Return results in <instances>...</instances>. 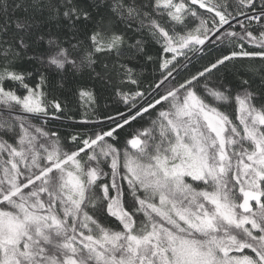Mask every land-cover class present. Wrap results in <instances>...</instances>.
I'll return each instance as SVG.
<instances>
[{"label": "snow or ice", "instance_id": "6c2138e0", "mask_svg": "<svg viewBox=\"0 0 264 264\" xmlns=\"http://www.w3.org/2000/svg\"><path fill=\"white\" fill-rule=\"evenodd\" d=\"M106 6L97 19L96 0H0V264H264V73L255 91L215 78L264 62V0ZM21 7L62 19L71 38L45 41L35 19L9 15ZM117 23L146 32L156 57ZM34 44L46 47L29 56ZM101 55L115 59L97 72ZM138 56L158 64L147 91L127 62ZM85 67L124 110L97 116L81 86L62 140L48 124L67 105L49 78Z\"/></svg>", "mask_w": 264, "mask_h": 264}, {"label": "trees", "instance_id": "16d2710c", "mask_svg": "<svg viewBox=\"0 0 264 264\" xmlns=\"http://www.w3.org/2000/svg\"><path fill=\"white\" fill-rule=\"evenodd\" d=\"M15 2L21 3L22 0H15ZM24 2L27 3L30 2V0H24ZM87 2L91 3L92 0H87ZM96 2L99 4V8L92 9L94 17L98 19L99 15H103L105 17L109 16L110 13L106 5L110 3V0H96ZM138 2L146 3L147 0H138ZM193 7L198 8V6ZM200 11L204 12V10ZM9 15L13 19L16 17L35 19L37 21L36 35H44L45 41L50 36L52 38L59 37L61 41H65L71 38V32L69 28L65 26V22L62 19L60 21L48 19V13L46 11L39 12L31 8H28V10L25 11L24 7H21L19 9L10 8ZM114 27L117 31L124 32L126 36L132 35L137 39L142 37L145 42L146 52L149 55H152L154 58L156 57L159 45L156 44L155 41H153L146 32L142 34L138 31L135 33H130L127 32L124 25L118 23L115 24ZM33 39H35V36L33 37ZM45 47V44H34L29 49L28 55L38 56L41 52L44 51ZM220 51L221 49L215 50L212 56L205 55L204 59L200 61V64H206L209 59H212L215 55H219ZM114 59V56H98V62L93 67L98 72L102 69L104 63L111 64ZM127 62L130 66L135 68L138 74V78L141 81V88L145 91H147V85L149 83H151L154 79L159 78V73L156 70L158 68V64L148 62L146 60V57L138 56L137 58L129 60ZM21 63L23 67L29 68V70H32V68L38 66L28 64L26 60ZM262 73H264V62H261L259 59H257L252 61L233 62L229 65L228 69H221L219 73H216L215 78L217 82H223L226 86L231 88L233 92L240 90L243 80H248L251 88L255 91L258 90L261 86ZM81 86H85L95 93L97 102L95 105H93V107L95 108L97 116L114 113L117 109L121 111L124 110V105L120 103L119 98L114 95L112 89L105 86L99 79L95 78V72H93L92 69L85 67L75 73L69 71L66 74H53L49 78V85L47 90L49 91L50 96L59 98L62 103L67 105V112L63 114L60 121H49L48 127L51 131H57L62 140L74 131L72 122L66 118L67 115H73L76 119L80 118L82 109L80 107V101L74 93ZM129 87L135 89V86ZM234 108L235 105L233 104L232 108L227 109L228 111L233 113V116ZM153 116H155V113H153ZM148 123L149 121L146 118L143 121V124L147 126ZM105 223L107 222L105 221ZM114 226L115 225H113V227Z\"/></svg>", "mask_w": 264, "mask_h": 264}, {"label": "rangeland", "instance_id": "374dc122", "mask_svg": "<svg viewBox=\"0 0 264 264\" xmlns=\"http://www.w3.org/2000/svg\"><path fill=\"white\" fill-rule=\"evenodd\" d=\"M50 121H55V120H50Z\"/></svg>", "mask_w": 264, "mask_h": 264}]
</instances>
